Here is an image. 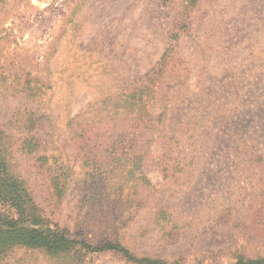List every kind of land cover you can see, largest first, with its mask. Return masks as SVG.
<instances>
[{
  "label": "rangeland",
  "instance_id": "374dc122",
  "mask_svg": "<svg viewBox=\"0 0 264 264\" xmlns=\"http://www.w3.org/2000/svg\"><path fill=\"white\" fill-rule=\"evenodd\" d=\"M0 133L39 226L93 247L0 264L263 258L264 0H0Z\"/></svg>",
  "mask_w": 264,
  "mask_h": 264
},
{
  "label": "trees",
  "instance_id": "16d2710c",
  "mask_svg": "<svg viewBox=\"0 0 264 264\" xmlns=\"http://www.w3.org/2000/svg\"><path fill=\"white\" fill-rule=\"evenodd\" d=\"M32 202L22 182L10 172L0 145V259L19 246L43 249L52 255L65 253L76 245L87 250L93 249L90 244H78L48 226H39V217L35 212H29ZM9 209L16 211L22 218L30 215V221L14 218L8 213ZM105 248L118 251L134 264H167L159 260L136 258L119 245H108ZM235 264H264V257L257 260L240 259Z\"/></svg>",
  "mask_w": 264,
  "mask_h": 264
}]
</instances>
